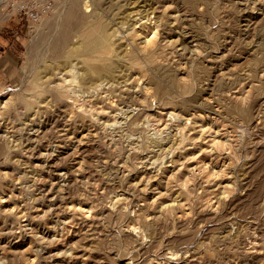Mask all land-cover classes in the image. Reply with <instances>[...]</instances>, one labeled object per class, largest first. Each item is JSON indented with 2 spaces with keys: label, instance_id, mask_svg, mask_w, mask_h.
I'll list each match as a JSON object with an SVG mask.
<instances>
[{
  "label": "rangeland",
  "instance_id": "374dc122",
  "mask_svg": "<svg viewBox=\"0 0 264 264\" xmlns=\"http://www.w3.org/2000/svg\"><path fill=\"white\" fill-rule=\"evenodd\" d=\"M30 2L0 0V264H264V0Z\"/></svg>",
  "mask_w": 264,
  "mask_h": 264
},
{
  "label": "bare ground",
  "instance_id": "6f19581e",
  "mask_svg": "<svg viewBox=\"0 0 264 264\" xmlns=\"http://www.w3.org/2000/svg\"><path fill=\"white\" fill-rule=\"evenodd\" d=\"M90 22V21H89ZM100 23V22H99ZM96 24H98V23H96ZM100 25V24H99ZM99 25H97V26H99ZM103 27V26H102ZM102 27H100L98 30H95L96 32L94 33V35H91L90 36V32H87V31H85V29H84V31H82V33H83V38H82V41L80 42V43H78L77 45H74L73 47H72V49H74V50H76V53H77V51H79V52H81V51H87V50H89L90 48H92V46L93 45H96V46H98V45H100V43L101 42H103L104 41V33H103V31H102ZM89 29V28H88ZM87 29V30H88ZM103 29H105L104 27H103ZM90 30V29H89ZM93 33V32H92ZM104 44V43H103ZM106 44V43H105ZM102 46V45H101ZM101 46H99V47H101ZM98 48V47H97ZM97 48L95 49V48H92L93 49V52H95L94 51V49L95 50H97ZM71 49V48H70ZM79 49V50H78ZM91 51V53H92V50H90ZM90 51H88V52H90ZM71 52H75V51H71ZM88 52H86V53H88ZM100 52H101V50H100ZM81 53H83V52H81ZM78 54V53H77ZM100 54V53H99ZM72 55V54H71ZM82 55V54H81ZM86 55V54H85ZM84 55V56H85ZM89 55V54H88ZM87 55V58L89 57ZM92 56H93V54H92ZM98 56V55H97ZM96 56V57H97ZM100 57V56H99ZM85 58V57H84ZM83 58V59H84ZM105 58V57H104ZM66 59V58H65ZM95 59V58H94ZM93 59V60H94ZM85 60V59H84ZM95 60H97V59H95ZM116 60V59H115ZM63 61V60H62ZM61 61V62H62ZM86 61V60H85ZM88 61H90V60H88ZM92 61V60H91ZM101 61V60H100ZM93 62V61H92ZM96 62V61H95ZM97 62H99V61H97ZM100 63H102V62H100ZM83 64H90V63H81V65L79 66V67H77L78 68V70H77V72H75V74H74V77L77 75V74H79V73H81L82 74V76H83V78H87L88 79V77L90 76V73L91 72H93L92 70H95L93 67H96V66H93L92 67V65H84L83 66ZM119 64V63H118ZM101 66H103V64H101ZM111 67V66H110ZM113 67H115V66H113ZM74 69V68H73ZM113 69V68H112ZM76 70V69H75ZM115 71H116V69H115ZM96 72V71H95ZM77 73V74H76ZM97 73H101L102 75L104 74V75H111L112 74V71L109 69V66H104V67H101L100 69L99 68H97ZM64 75V74H63ZM67 76V75H66ZM78 76V75H77ZM101 76V75H100ZM105 77V76H104ZM107 77V76H106ZM51 78H53L54 79V77H52L51 76ZM90 78H93V76L92 77H90ZM96 79H98V78H96ZM75 80H76V78H75ZM75 80H72V81H75ZM93 80V79H92ZM92 80H90V81H92ZM55 81V80H54ZM83 81V80H82ZM96 81H98V80H96ZM100 81V80H99ZM98 81V83L96 84L97 86H99V85H101V84H104V83H102V82H99ZM50 82V81H49ZM52 83V82H51ZM108 83V82H107ZM58 85V84H57ZM69 85V84H68ZM82 85V84H81ZM94 87H96L95 85H93ZM58 89V88H57ZM50 90V89H49ZM45 91V90H44ZM46 91H47V89H46ZM65 91H67V90H65ZM65 91H63V92H65ZM61 92V91H60ZM84 92V91H83ZM92 92V91H91ZM59 93V92H58ZM57 93V94H58ZM62 93V92H61ZM67 93H69L68 91H67ZM123 93V92H122ZM51 94H52V92H51ZM50 94V95H51ZM60 94V93H59ZM58 94V95H59ZM62 95H64V93L62 94ZM92 95V94H91ZM52 97H54L53 95H51ZM48 97V96H47ZM73 97V96H72ZM36 98V97H35ZM60 98V97H59ZM77 98V97H76ZM27 99V98H26ZM25 99V100H26ZM65 99V98H64ZM29 100V99H28ZM37 100H38V97H37ZM40 100V99H39ZM45 100H46V98H45ZM44 100V101H45ZM33 102V101H32ZM66 102V101H65ZM28 103V102H27ZM37 105V104H36ZM26 119V118H25ZM39 127V126H38ZM1 128H0V136H1ZM36 132V131H35ZM34 132V133H35ZM5 136V135H4ZM5 138V137H4ZM154 139H155V137H154ZM156 141V140H155ZM157 142V141H156ZM156 142H155V144H156ZM154 144V145H155ZM160 144H162V143H159V145ZM156 146H157V144H156ZM162 146H163V144H162ZM155 147V146H154ZM161 147V146H160ZM160 147H158V148H160ZM152 151V150H151ZM154 151H155V149H154ZM158 151V150H157ZM163 151V150H162ZM153 152V151H152ZM68 171V170H67Z\"/></svg>",
  "mask_w": 264,
  "mask_h": 264
},
{
  "label": "built area",
  "instance_id": "2783aa9c",
  "mask_svg": "<svg viewBox=\"0 0 264 264\" xmlns=\"http://www.w3.org/2000/svg\"><path fill=\"white\" fill-rule=\"evenodd\" d=\"M31 2L28 4L18 3L13 5L12 9L23 13L25 17L32 22L38 21L39 18L44 14L47 9L51 7L50 0H30ZM42 1V4L39 5V8L36 7V2Z\"/></svg>",
  "mask_w": 264,
  "mask_h": 264
},
{
  "label": "crops",
  "instance_id": "0c3cea01",
  "mask_svg": "<svg viewBox=\"0 0 264 264\" xmlns=\"http://www.w3.org/2000/svg\"><path fill=\"white\" fill-rule=\"evenodd\" d=\"M4 62H5V58H4V57H1V58H0V70H2V71H4V70L2 69V66H3V63H4ZM7 62H8V60H7ZM8 64H10V63L8 62ZM11 68H12V66H9V67L7 68V69H8L7 71L12 70ZM3 73H4V72H1L0 75L3 74ZM5 74H6V73H5ZM0 77H1V76H0Z\"/></svg>",
  "mask_w": 264,
  "mask_h": 264
}]
</instances>
